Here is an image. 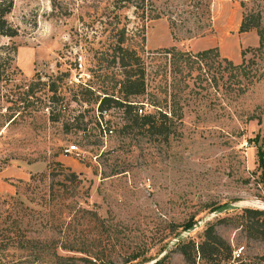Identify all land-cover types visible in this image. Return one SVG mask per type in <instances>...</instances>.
Masks as SVG:
<instances>
[{"label":"rangeland","instance_id":"obj_1","mask_svg":"<svg viewBox=\"0 0 264 264\" xmlns=\"http://www.w3.org/2000/svg\"><path fill=\"white\" fill-rule=\"evenodd\" d=\"M9 1L0 0L2 28L13 31L0 34V169L24 167L28 177L7 180L12 193L0 191V237L6 226L20 225L26 238L78 241L87 254L105 252L115 264H152L165 253V264H186L175 245L165 250L170 240L190 220L235 202L238 207L204 224H215L237 262L257 264L264 238L249 229L243 208L264 209V61L248 76L207 66L200 77L177 74L181 79L163 91L169 101L173 93L180 114L166 136L128 126L124 106L113 101L100 114L98 99L104 91L117 94L120 69L110 61L116 25L126 24V43L141 54L147 88L154 89L163 60L151 58L153 50L217 46L239 63L241 50L258 44L255 29L238 31L240 20L245 11L260 10L264 25V0H145L143 9L134 0ZM48 82L57 84L50 102ZM137 99L142 113L153 110L145 97ZM72 143L77 154H64ZM60 168L64 215L40 197L49 172ZM67 171L77 178H64ZM202 226L190 234L196 237ZM30 250V260L18 264H89L49 254L40 263ZM21 251L5 252L10 258ZM129 252L136 257L124 261Z\"/></svg>","mask_w":264,"mask_h":264},{"label":"trees","instance_id":"obj_2","mask_svg":"<svg viewBox=\"0 0 264 264\" xmlns=\"http://www.w3.org/2000/svg\"><path fill=\"white\" fill-rule=\"evenodd\" d=\"M126 5H130L132 0H120ZM135 4L143 9L145 5V0H134ZM11 3V0L9 1ZM241 5H244V0L240 1ZM6 10L1 8L0 10V34L12 35V30H3V15ZM151 16L150 18H152ZM261 11L260 10H247L243 13L242 18L239 23L238 31L244 32L251 29H255L258 35V44L255 46H247L241 50V61L239 63H234L230 58L226 56H221L217 46H211L203 48L197 51L183 50L177 48L175 45L169 47H163L158 50L150 51L149 55L151 58H162V62L158 64L160 72V80L157 85H154V89L147 88L146 81V67L144 65V60L141 54L138 52L137 48L128 45L126 39L128 38V28L126 24L116 25V38L111 44V63L113 66H117L120 69V77L116 80L117 94L104 91L98 99V109L100 114L104 108H108V102L113 101L118 106H124L123 112L126 120L129 122L130 127L145 128L153 132L166 133L175 126L176 122L174 117L180 114L177 113V109L174 104L173 93L170 97V101L164 96L163 91L167 89L168 86H174L177 80L181 78H176L177 74H182V76H194L200 77L201 71L206 70L211 67H215L218 72H223L227 70L230 72L233 70L235 73L233 75L248 76L251 69H258L260 67H254L255 65H260L259 60L264 61V25L261 24ZM248 52H251V56H246ZM215 64V65H213ZM198 70L196 74L193 70ZM171 75L172 79L168 80L166 76ZM217 81V80H215ZM235 81H239L238 78ZM56 83V82H55ZM53 82H48V90L52 94L47 95V101H53L57 96V84ZM239 85V84H238ZM139 97H145L146 102L152 106V111H147L142 113L139 109L143 110L141 106H137V102L142 99H137ZM107 103V104H105ZM46 104V102H45ZM126 124H124L125 126ZM59 163V162H58ZM60 173L64 174L63 168L60 171L55 172L51 170L50 182L47 185L45 195H40L43 206L47 207L50 211L58 210L61 215H64V207H68L65 200L68 198L64 196V187L60 182V179L56 175ZM67 175H71L67 178ZM64 178L72 179L77 178V173L74 171H67ZM35 178V175L29 176V182ZM59 179V180H58ZM18 181H25V179L18 178ZM59 183V184H58ZM59 185V186H57ZM59 187V188H58ZM12 197V196H11ZM17 198V197H14ZM17 200V199H16ZM19 203H21L19 201ZM86 209L80 207L79 210ZM244 212L248 215V226L250 230L257 233L258 236L264 238V209L256 207H244ZM19 220L13 219L14 225L19 223ZM195 220H190L188 224L184 226L183 229L188 227L190 224L194 223ZM20 225L14 226L13 228L6 226V230L3 229L0 237V264H18L20 262H27L30 260L31 250H35V254L39 262H43L48 257V254L53 256L52 259L56 261H62L67 259H80L88 262L89 264H115L111 255L103 252L102 256L89 253L87 254L85 248L78 246V241H73L72 243L67 241L58 242V240L48 241L38 240L32 237H24L19 233ZM13 231V233L8 234V231ZM121 231V229H120ZM200 232L195 236L188 235L185 238L176 242L174 248L177 249L183 256L186 264H246L245 262H237L239 260L233 254V248L231 244L217 231L215 224L213 222H206L200 229ZM116 230L112 233H108L107 237L111 238ZM179 233V232H178ZM176 233V234H178ZM175 234V235H176ZM7 249H13L15 251L9 255L5 252ZM65 251L64 252H61ZM66 251H80L84 255L67 254ZM90 252V250L87 249ZM36 252H45L44 257L39 256ZM131 252L127 254L124 261H129L135 258ZM168 254L165 253L159 257L152 264H165V260ZM256 263H264V252L255 256ZM55 261V262H56ZM74 264V263H73ZM77 264V263H75ZM247 264H249L247 262Z\"/></svg>","mask_w":264,"mask_h":264},{"label":"water","instance_id":"obj_3","mask_svg":"<svg viewBox=\"0 0 264 264\" xmlns=\"http://www.w3.org/2000/svg\"><path fill=\"white\" fill-rule=\"evenodd\" d=\"M239 204L235 203V202H225L223 204H220L218 206H216L209 214L202 216L200 219H198L197 221H195L194 223L190 224L188 227H186L185 229H183L182 231H180L178 234H176L169 242V244L166 246L165 250L170 249V246H173L176 244V242H178L179 240L185 238L186 236H188L192 231H194L195 229L199 228L200 226H202L204 224V222L209 219L210 217L217 215L219 213H222L225 210L228 209H234L236 207H238ZM158 258L154 259L152 262L156 261Z\"/></svg>","mask_w":264,"mask_h":264},{"label":"crops","instance_id":"obj_4","mask_svg":"<svg viewBox=\"0 0 264 264\" xmlns=\"http://www.w3.org/2000/svg\"><path fill=\"white\" fill-rule=\"evenodd\" d=\"M248 31H244V33H247ZM27 177L28 172L27 169L24 167H3L2 169H0V191L12 193V191H14V187L7 180H13L18 178L25 179Z\"/></svg>","mask_w":264,"mask_h":264},{"label":"built area","instance_id":"obj_5","mask_svg":"<svg viewBox=\"0 0 264 264\" xmlns=\"http://www.w3.org/2000/svg\"><path fill=\"white\" fill-rule=\"evenodd\" d=\"M139 111L141 112L142 110L139 109ZM111 130H112L111 128L108 129L109 132ZM77 151H78V148H77V145L75 143L68 144L63 149L64 154H77Z\"/></svg>","mask_w":264,"mask_h":264}]
</instances>
